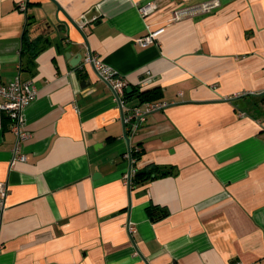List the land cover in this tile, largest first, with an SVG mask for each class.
Instances as JSON below:
<instances>
[{
    "label": "crops",
    "instance_id": "0c3cea01",
    "mask_svg": "<svg viewBox=\"0 0 264 264\" xmlns=\"http://www.w3.org/2000/svg\"><path fill=\"white\" fill-rule=\"evenodd\" d=\"M204 1L0 0V80L37 89L24 161L0 111V264H264V0L168 22ZM148 26L164 30L142 45ZM87 51L135 89L124 112L169 104L129 143ZM153 164L168 173L133 180Z\"/></svg>",
    "mask_w": 264,
    "mask_h": 264
},
{
    "label": "built area",
    "instance_id": "2783aa9c",
    "mask_svg": "<svg viewBox=\"0 0 264 264\" xmlns=\"http://www.w3.org/2000/svg\"><path fill=\"white\" fill-rule=\"evenodd\" d=\"M219 5L218 0H208L189 6H180L173 10L171 16L168 18V22H175L182 18L189 16H196L202 13L209 12L211 9ZM18 7L21 10H25L24 2H19ZM157 7L152 2H145L138 5V11L141 15L148 16L156 11ZM148 32L141 36L138 42L142 45H147L155 40V38L161 34L164 27H158L156 29H150L148 26ZM83 63H90L96 71L98 77L104 81L112 90L114 101L119 106L122 112V119L127 126V132H133L138 123L136 120H142L148 113L161 110L167 107L169 104L165 101L150 103L145 111H141L139 108H132L124 112V93L127 87V82L118 77L108 66H106L95 54L91 51L85 53ZM37 89L33 80H22L19 74L8 81L2 82L0 80V111L4 112L8 117L9 129L15 134L16 145L14 148V154L12 162L15 160L24 161L25 156L18 153L19 144L30 137V132L25 126L24 112L26 108L31 104L36 96ZM126 158L131 159V150L125 155ZM129 178V176H127ZM8 192V185L6 182H0V205H3V201ZM134 227L127 224V231L133 232Z\"/></svg>",
    "mask_w": 264,
    "mask_h": 264
},
{
    "label": "trees",
    "instance_id": "16d2710c",
    "mask_svg": "<svg viewBox=\"0 0 264 264\" xmlns=\"http://www.w3.org/2000/svg\"><path fill=\"white\" fill-rule=\"evenodd\" d=\"M133 92H135V89L132 88L131 91L129 93H127V96H132ZM147 91H139L136 90V95L138 98L140 99H145L148 97L149 94H146ZM131 158L136 160L139 158V154L136 151H132L131 150ZM168 171L164 170L162 166H158V165H149L143 169H138L134 171V176H133V180H135L136 182L142 183L144 180H148V179H154L158 176H162L164 174H167Z\"/></svg>",
    "mask_w": 264,
    "mask_h": 264
},
{
    "label": "water",
    "instance_id": "95a60500",
    "mask_svg": "<svg viewBox=\"0 0 264 264\" xmlns=\"http://www.w3.org/2000/svg\"><path fill=\"white\" fill-rule=\"evenodd\" d=\"M52 1H53V0H52ZM55 4H56V3H55ZM56 7L58 8L57 11H58V10H61V8H60L57 4H56ZM97 15H98L97 7H93V8H91L86 14H84V15L82 16V22L85 23L86 21H87V22H88V21H91L92 18L95 17V16H97ZM55 18H57V15H56V14H55ZM68 20H69L71 23H73L77 28L80 29V24H79L78 22H75V21L71 20L70 18H68ZM40 37H42V36H40ZM81 69H82V66H81ZM126 91H127L128 93L130 92L129 87L126 88ZM138 121H139V118L136 120V122L138 123ZM124 126H125V125H124ZM124 136H125V139H126L127 143H129L130 137H129V135H128V133H127L126 130H124ZM130 175H131V167L129 168V172H128V176H129L128 180H130Z\"/></svg>",
    "mask_w": 264,
    "mask_h": 264
}]
</instances>
